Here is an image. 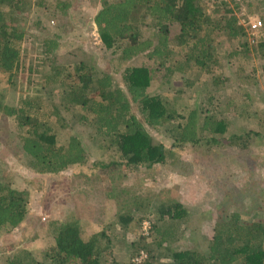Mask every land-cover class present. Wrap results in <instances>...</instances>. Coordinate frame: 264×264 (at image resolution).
Here are the masks:
<instances>
[{
  "label": "trees",
  "instance_id": "1",
  "mask_svg": "<svg viewBox=\"0 0 264 264\" xmlns=\"http://www.w3.org/2000/svg\"><path fill=\"white\" fill-rule=\"evenodd\" d=\"M231 1L230 5L227 0H100L93 23L104 48L109 49L119 63L141 58L138 64L123 69L105 70L97 66L94 53L81 47L59 53L60 44L56 39L49 38L48 33L39 35L41 44L37 48L44 71L41 87L58 88L60 92L40 95L38 92L22 97L17 106L7 104L0 97V120L13 118L18 129L10 131L15 140L11 141V146L6 143V149L15 156H27L29 166L39 174L56 175L70 166L83 165L88 162L83 141L73 133L68 134L65 142L58 137L59 128L70 129L69 122L74 120L76 124L82 121L88 129L94 127L100 146L120 155L119 159L92 161L91 167L103 168L106 162L113 170L126 171L170 164L174 171L190 175L197 158L208 166L233 162L226 173L241 178L247 176L241 175L247 169L249 176V170L260 155L258 141L264 139V108H253L254 114L251 108H243L251 99L245 89L251 82L237 75L242 70L239 64L233 84L238 87L240 103L234 109L233 119L226 115L223 102L212 90H219L230 80L225 72L229 58L234 62L236 56L253 53L264 59V11L262 25L254 34L248 21L246 25L240 21L238 3ZM44 3V0L36 1L37 6ZM55 4L61 10L64 8L57 5L59 2ZM31 5V0H0V69L8 72L12 83L20 65L19 45L28 31L25 8ZM222 41L229 43L231 52L224 53ZM203 74L209 75L212 90H198L197 98L203 97L200 102L181 103L182 88L198 87L196 82ZM155 79L163 84L173 80L181 83L179 87L168 88L174 95L172 100L168 99L171 94L159 90L149 92ZM59 100L72 112L71 119L65 118L66 126L59 123L55 115ZM77 107L80 111H76ZM146 126L164 128L168 144L152 136ZM227 148L231 150L229 153L224 151ZM185 152L192 155L190 160L182 159L181 153ZM1 178L0 228L11 230L21 225L29 214L28 190L14 187ZM246 180L250 177L243 181ZM250 181V185L242 186L257 184ZM226 187L225 198L231 202V209L223 211L215 221L206 249L167 248L170 261L165 264H264V208H261L264 191L255 196L256 191H250L252 201L247 208L237 201L245 193ZM107 197L104 206L95 207L98 215L92 222L74 214L64 220L50 221L48 245L41 258H36L28 249L19 248L4 254L0 264H104L105 261L119 264L110 257L106 229L120 223L126 227L136 211L142 221L147 216L149 201L139 203L140 197L135 195L122 202H117L112 193ZM112 203L119 204L120 209L113 213L115 217L110 221L112 217L107 214L112 210ZM84 205L90 207L86 202ZM128 206L132 210L123 211ZM156 207L160 219L150 224L148 234L154 235V244L160 248L175 240L176 225L185 223L188 211L180 202ZM80 208L74 205V211ZM248 209L258 213L256 219L244 216ZM147 248L142 246L148 258L141 264H150L154 259L152 248Z\"/></svg>",
  "mask_w": 264,
  "mask_h": 264
},
{
  "label": "rangeland",
  "instance_id": "2",
  "mask_svg": "<svg viewBox=\"0 0 264 264\" xmlns=\"http://www.w3.org/2000/svg\"><path fill=\"white\" fill-rule=\"evenodd\" d=\"M36 1L31 0L32 5L25 8L28 31L19 45L20 65L15 71L17 76L14 83L8 78V72L0 69V97L7 104L17 106L20 104V98L34 96L38 92L39 95L42 92H60L58 88L52 90L49 87H41V77L44 71L40 66L37 47L40 48L39 44H41L39 35L45 33H48L49 38L56 39L60 44L59 53L76 47H81L84 51L90 50L97 59V66L105 70L123 69L125 66H132L141 61V58L138 57L119 63L115 55L109 49L104 48L93 23V16L101 6L100 0H44L45 3L41 6H37ZM61 1L63 4L60 3ZM227 1L231 5L232 1ZM235 1L240 9L237 14L241 17L240 21L244 25L249 20L262 19L264 3H260L258 0ZM57 2H59L58 6H64L62 10L56 7L55 3ZM221 45L225 49L224 53L232 51L229 43L222 41ZM238 64L242 70L237 75L246 77L251 82L245 87L251 99L249 104L242 105L243 108H251L252 114H254L253 108H264V59L258 58L253 53L248 56H236L234 62L229 58L225 72L230 80L224 82L222 88L212 90L209 85V75L203 74L198 77L199 80L196 82L198 87L193 85L190 90L182 88L179 93L180 102L185 101L188 105H191L195 100L200 102L203 97L197 98L196 92L212 90L213 95H219L220 101L223 102L226 115L233 119L234 109L240 103L238 87L235 83L233 84ZM151 84L149 92L159 90L171 94L172 96L168 99L172 100L174 95L168 88L179 87L181 83L173 80L169 84H163L156 82L155 79ZM65 105L62 100H59L56 102L54 110L55 115L59 118V123H64L66 126L65 118L71 119L72 112L67 111L64 108ZM77 110L80 111L79 107ZM69 123L70 129L59 128L58 137L61 142H65L68 134L77 135L86 148L88 162L79 166H70L56 175H46L36 173L29 166V159L24 154L15 156L6 149V143L11 146V141L15 140V136L10 131L18 129L13 118L4 122L0 120V176H2L1 179H6L14 187L28 190L29 210L27 218L21 225L11 230L0 228V263L4 254H9L11 250L19 248L28 249L36 258H41L42 251L48 245L47 230L50 221L64 220L74 214L92 222L98 215L95 207L97 205L104 206L105 198L108 200L107 194L112 193L116 196L117 202H122L128 196L140 197L138 202L149 201L147 206L149 208L146 210L147 216L142 221L139 220V213L136 211L126 227L120 223L111 224L106 229L110 239V257H114L119 264H127V261L133 264L132 259L135 254H140L142 246H146L148 250L150 248L153 250L154 259L150 261V264H165L170 261L167 248L172 250H184L192 247L200 250L206 249L213 234L215 221L223 211L231 209V202L225 198V194L228 192L226 186L234 187V192L241 189L245 193L242 198L238 197L237 201H239L238 204H244L247 208L250 207L252 201L250 199L252 196H249L250 191H256L253 196L264 191V139L258 141L260 149L257 151L260 155L256 157L253 169L249 170L251 174L248 176L246 169L241 172V175L247 176L241 178L232 176L230 172H225L231 169L227 167H230L233 162L231 164H215V161V165L208 166L207 162H199L196 160L197 158L193 161L195 168L190 175L174 171L170 164H156L151 168L137 167L132 170H126V167L121 166V169L126 171H119L118 169L113 170V167L108 166L106 162H104L103 168L89 166L93 165L92 161L119 159L120 155L113 149H108L104 144V147L100 146L93 133L94 127L88 129L84 123L82 124V121L76 124L74 120H70ZM236 124L238 123H234V125ZM146 129L156 139L163 140L168 144L169 138L164 128L146 126ZM224 151L229 153L231 150L227 148ZM181 156L182 159L189 160L192 157L186 152L181 153ZM227 157L231 160L234 159V157ZM209 161L212 162L210 156ZM196 168L198 169L195 170ZM225 173L226 177H224ZM246 177H250V180L257 184L254 187H243L244 183L250 185L248 182L250 180L243 181ZM84 202L90 207L84 205ZM167 202L182 203L188 211V216L185 223L176 225L175 240L169 245L163 244L160 248H156L154 235L148 234V228L150 224L158 223L160 219L159 213L156 212V206ZM74 205L81 208L74 211ZM261 206L264 208L263 204ZM111 209L107 216H111L110 221H113L115 216L112 215L120 209V205L115 206L112 203ZM128 209L131 211L132 207L128 206L123 211ZM256 215L258 213L254 209L244 212V216L249 219H256ZM144 220L147 227L143 226ZM133 253L134 256H132ZM143 255V259L148 258L146 251ZM103 260L104 258L101 259V262ZM104 264H109V261H105Z\"/></svg>",
  "mask_w": 264,
  "mask_h": 264
},
{
  "label": "built area",
  "instance_id": "3",
  "mask_svg": "<svg viewBox=\"0 0 264 264\" xmlns=\"http://www.w3.org/2000/svg\"><path fill=\"white\" fill-rule=\"evenodd\" d=\"M202 1L205 2L207 0H202ZM248 23L250 26V30L252 32L256 31L262 25L261 19L259 18L249 20ZM143 226L147 227L146 221L143 223ZM143 253L144 252H141L140 254L138 253L137 255L134 256V258L132 259L134 264H141V261L143 260V256H144Z\"/></svg>",
  "mask_w": 264,
  "mask_h": 264
}]
</instances>
